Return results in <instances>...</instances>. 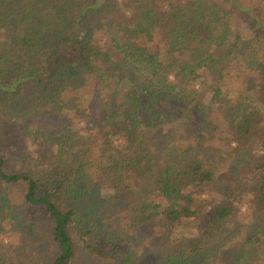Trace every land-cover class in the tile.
<instances>
[{"label": "trees", "instance_id": "16d2710c", "mask_svg": "<svg viewBox=\"0 0 264 264\" xmlns=\"http://www.w3.org/2000/svg\"><path fill=\"white\" fill-rule=\"evenodd\" d=\"M261 8L0 0V202L18 191L15 237L45 245L27 264H264ZM233 74L255 89L230 95ZM191 189L218 200L201 215ZM13 246L0 264L28 258Z\"/></svg>", "mask_w": 264, "mask_h": 264}, {"label": "rangeland", "instance_id": "374dc122", "mask_svg": "<svg viewBox=\"0 0 264 264\" xmlns=\"http://www.w3.org/2000/svg\"><path fill=\"white\" fill-rule=\"evenodd\" d=\"M254 13L256 14L257 12L254 11ZM258 13L259 14H256V17L259 20V26L261 27L262 30L264 28V8H261L258 11ZM252 21L253 19L249 20L246 16L245 18H242L236 15H232L230 20L232 26L238 29L244 36L248 35V24L251 25ZM263 48H264V44H262V48L259 49L258 56L260 57H261V53L263 54V50H262ZM262 61L264 62V60ZM233 71H237V70L233 69ZM226 82L227 85H224L222 87L223 90L224 89L225 91L228 90L230 95L234 93L232 91H235L237 89H242L244 87L255 89V83L253 81H250L249 79L246 80L244 76L237 78L235 77V74H233L231 75L230 78H227ZM203 90L205 92L207 88L203 87ZM195 133L196 131L191 132V134L194 136L196 135ZM243 181H245V178H243ZM248 184L245 185L241 189V191L243 190L244 192H247L254 188L252 184H250L249 186ZM2 185L3 184L0 183V193L2 192L1 190H3ZM189 192L195 201L194 206L197 212L201 213V215L202 213H204V211L210 209V207L215 204L214 202L218 200L219 197V194L217 193L213 194L208 189H203V191L199 189H191L189 190ZM215 198L217 199L214 201ZM9 200H10L9 203L6 204L0 202V245L2 246L14 245L12 248H15L16 250L22 248L23 251L21 252V257H23L24 253H26L29 250L28 258L26 259L22 258L23 260L22 259L20 260V264H27V261L29 262L32 260L30 256L31 249H29V247L35 246L39 250L44 251L45 245L42 243V241H40V237L34 233L30 234V236L28 234L25 236L24 235L21 236V241H26V242H21L19 241V238L17 239L15 237V228L18 227L20 222L19 220H16L14 213L20 212L23 215L25 213L23 212L24 209L23 206H21L20 195L18 191H15V193L9 198ZM221 200H223V198ZM245 216L250 219L252 217V211L248 206V204L246 203V201L243 200L240 212L231 219L228 227L234 229L238 228L240 225L239 223L244 222ZM177 229L186 237L196 233L195 224L194 223L191 224V222L190 223L186 222L184 227H178ZM25 231L27 232V230L24 229V233Z\"/></svg>", "mask_w": 264, "mask_h": 264}]
</instances>
